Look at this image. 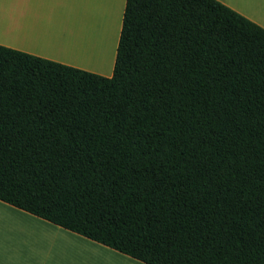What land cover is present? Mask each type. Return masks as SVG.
Segmentation results:
<instances>
[{"label":"trees","instance_id":"obj_1","mask_svg":"<svg viewBox=\"0 0 264 264\" xmlns=\"http://www.w3.org/2000/svg\"><path fill=\"white\" fill-rule=\"evenodd\" d=\"M0 200L146 264H264V28L125 0L109 76L0 44Z\"/></svg>","mask_w":264,"mask_h":264},{"label":"crops","instance_id":"obj_2","mask_svg":"<svg viewBox=\"0 0 264 264\" xmlns=\"http://www.w3.org/2000/svg\"><path fill=\"white\" fill-rule=\"evenodd\" d=\"M219 1L264 28V0ZM124 5L125 0H0V44L109 76ZM111 21L115 22L117 30L109 52L97 45L100 40L96 34L102 30L101 38L104 44L108 42ZM75 43L84 49L83 56L96 53L103 61L109 58L108 62L99 67L74 63L92 62L90 58L75 60L66 54ZM67 235L75 240H86L0 200V264H146L116 250L114 253L128 260L115 255L105 257L114 261L103 260V246L67 245Z\"/></svg>","mask_w":264,"mask_h":264},{"label":"rangeland","instance_id":"obj_3","mask_svg":"<svg viewBox=\"0 0 264 264\" xmlns=\"http://www.w3.org/2000/svg\"><path fill=\"white\" fill-rule=\"evenodd\" d=\"M107 16V15H106ZM111 27H109V28H112V29H110V30H108V35H109V40H108V42L109 43H111L112 42V49H113V44H114V42H115V35H116V30H117V28H116V24H115V22L113 21V22H111ZM107 28V27H106ZM115 30H114V29ZM95 30H96V27H95ZM93 33H94V31H93ZM103 32L102 31H98V33L96 34V37L101 41V40H103V38H101V37H103V34H102ZM92 34V33H91ZM112 49H111V51H112ZM110 56V55H109ZM106 57V56H105ZM90 59H91V63H84V62H74L73 60V62L74 63H78V64H80V65H85V66H89V67H99V66H103V64H105V63H107L108 61V59L107 60H105V61H103L102 60V57H101V55H99V54H93L92 53V55H91V57H90ZM75 60H77V59H75ZM83 69V68H82ZM85 69V68H84ZM85 70H87V69H85ZM89 71H91V70H89ZM94 72V71H93ZM100 74H102V73H100ZM56 227V226H55ZM68 236V235H67ZM85 240V239H84ZM66 244L67 245H74V244H90V245H92V244H96L97 246H103V249H102V251H103V260H107V259H105V257H109V255H115V257L116 258H122L123 260H128V259H126V258H124V257H120V255H118L117 253H114V250L113 249H111V248H109V247H106V246H104V245H101V244H99V243H96V242H94V241H91L90 239H87L86 238V240L85 241H81L80 239L79 240H75V239H72L71 237H69L68 236V238L66 237ZM107 255V256H106ZM107 261H114V260H107ZM116 262H119V260L118 261H116Z\"/></svg>","mask_w":264,"mask_h":264},{"label":"bare ground","instance_id":"obj_4","mask_svg":"<svg viewBox=\"0 0 264 264\" xmlns=\"http://www.w3.org/2000/svg\"><path fill=\"white\" fill-rule=\"evenodd\" d=\"M112 22V21H111ZM111 22H110V26L111 27ZM109 23V22H108ZM109 25V24H108ZM109 29H112V28H109ZM114 29V28H113ZM115 30V29H114ZM102 31V30H101ZM103 34V33H102ZM99 41V39H98ZM98 46H100L101 48H103V46L105 47V49L110 52L111 49H112V42L109 43V42H106L104 44V41L101 40L100 43L97 44ZM99 48V47H98ZM97 48V51L99 52V49ZM102 50V49H101ZM100 50V51H101ZM64 51V50H63ZM65 53V52H64ZM66 54H69L72 58L74 59H83V60H88L91 56H83L85 55V52H84V49L78 44V43H75V44H72L70 50H66ZM106 56V55H105ZM104 56V58H105Z\"/></svg>","mask_w":264,"mask_h":264}]
</instances>
